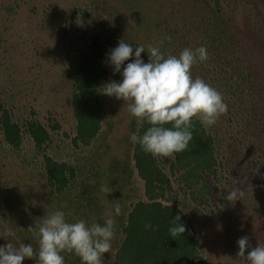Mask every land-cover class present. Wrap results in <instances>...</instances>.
I'll return each mask as SVG.
<instances>
[{"label": "rangeland", "instance_id": "rangeland-1", "mask_svg": "<svg viewBox=\"0 0 264 264\" xmlns=\"http://www.w3.org/2000/svg\"><path fill=\"white\" fill-rule=\"evenodd\" d=\"M121 39L177 56L205 46L209 59L193 66V77L216 88L228 105L215 126H202L211 146L209 171L152 156L169 182L156 200L146 194L130 142L143 125L122 100L101 94L103 84L121 79L106 61ZM93 43L105 54V73L93 84L99 129L85 145L76 140L72 96L80 59ZM141 55L148 62V54ZM3 113L19 126L21 143L10 146L0 127V232L11 229L38 249L37 234L27 229L46 214L62 210L69 222L89 224L112 216L115 236L103 264H115L130 213L139 203L156 201L181 213L199 245L196 262L247 264L237 255V240L247 235L253 247L264 245V0H0ZM29 123L48 134L40 148L27 132ZM47 158L74 169L62 193L47 181ZM232 191L236 197L226 200ZM117 203L119 216L113 212ZM65 264L81 261L65 254Z\"/></svg>", "mask_w": 264, "mask_h": 264}, {"label": "clouds", "instance_id": "clouds-1", "mask_svg": "<svg viewBox=\"0 0 264 264\" xmlns=\"http://www.w3.org/2000/svg\"><path fill=\"white\" fill-rule=\"evenodd\" d=\"M167 39L171 41L172 37ZM136 45V44H135ZM148 54V62L142 58ZM209 59L205 46L195 49L184 48L179 55H166L160 47L147 45L132 46L124 39L118 41L106 55L113 74L119 81L109 80L100 88L101 94L122 100L132 118L148 127L143 134L132 133L130 142L153 157L175 159L176 154L186 151L193 140V121L205 128L216 125L218 119L228 112L223 95L204 79L193 77L192 68ZM106 192L110 190L105 187ZM236 191L229 192L225 199L231 200ZM114 215L121 214L117 203ZM116 221L109 216L104 222L89 224L84 219L69 222L62 210H56L41 218L27 232L38 237V249L31 243L19 241L11 229L0 232V264H24L35 260L36 264H65V254L79 257L81 264H103L104 254L110 253L115 236ZM145 230H155L149 222ZM186 225L177 215L171 220L170 237L183 235ZM238 257L247 264H264V245L253 247L249 236L237 240Z\"/></svg>", "mask_w": 264, "mask_h": 264}, {"label": "trees", "instance_id": "trees-1", "mask_svg": "<svg viewBox=\"0 0 264 264\" xmlns=\"http://www.w3.org/2000/svg\"><path fill=\"white\" fill-rule=\"evenodd\" d=\"M104 59L105 54L93 43L90 54L81 57L75 73L72 104L78 122L76 140L85 145L89 144L99 129L101 108L93 84L104 77ZM0 127L5 141L10 146L18 147L21 143V130L6 113L0 117ZM147 127V124H143L138 134L142 135ZM27 132L38 148L48 141V134L39 124L29 123ZM192 133L193 140L188 149L176 154L177 165L194 168L201 173L203 170L209 171L213 162L210 140L197 120L193 121ZM133 159L139 177L145 182L149 200H156L164 189L169 188L167 177L156 168L152 155L143 152L139 145L134 147ZM44 167L47 181L57 193L66 190L75 176L73 168L49 158L45 159ZM155 189L160 193L155 194ZM177 215L181 216V213L156 201L151 204L139 203L130 213L128 224L123 230L125 240L116 255L115 264H206L202 259L195 261L199 245L187 227L183 235L176 239L170 237L171 220ZM149 222L155 227L154 231L145 230L144 226ZM181 222L184 223L182 217Z\"/></svg>", "mask_w": 264, "mask_h": 264}]
</instances>
